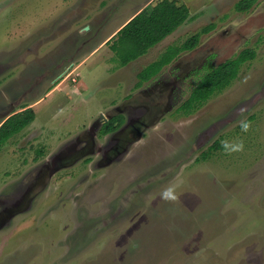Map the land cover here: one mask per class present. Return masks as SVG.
Segmentation results:
<instances>
[{
	"label": "rangeland",
	"instance_id": "1",
	"mask_svg": "<svg viewBox=\"0 0 264 264\" xmlns=\"http://www.w3.org/2000/svg\"><path fill=\"white\" fill-rule=\"evenodd\" d=\"M159 1L0 0V120L36 112L0 149V185L57 170L25 181L39 187L0 226V264H264V0L248 11L240 0H178L193 12L187 24L123 64L104 41ZM198 32L194 49L137 85L150 62ZM246 48L256 56L230 85L180 109L209 68ZM123 106L116 136H100ZM116 140L126 153L103 157ZM240 141L241 152L221 146ZM170 186L175 202L163 198Z\"/></svg>",
	"mask_w": 264,
	"mask_h": 264
},
{
	"label": "trees",
	"instance_id": "2",
	"mask_svg": "<svg viewBox=\"0 0 264 264\" xmlns=\"http://www.w3.org/2000/svg\"><path fill=\"white\" fill-rule=\"evenodd\" d=\"M258 0H240L237 9L250 10ZM190 17V10L178 0H160L157 4H148L131 20H129L107 43L112 42L114 51L122 54L123 64L144 55L148 50L172 34ZM214 25L203 28V32L212 29ZM201 33L191 36L181 46L169 47L168 50L156 61L147 65L139 72L140 81L150 80L158 74L165 65L169 64L181 51L191 50L199 42ZM256 51L252 48L242 50L236 57L230 58L217 66L209 68L198 84L192 89L189 98L180 106L185 113H190L203 105L217 90H222L230 85L238 76L240 66L248 60L255 58ZM36 118L33 107L14 113L0 126V149L16 133L28 126ZM115 121L114 119L111 121ZM114 127L104 128V132L111 131ZM215 144L213 147H216ZM223 146V145H221ZM207 154L205 153L204 156Z\"/></svg>",
	"mask_w": 264,
	"mask_h": 264
},
{
	"label": "flooded vegetation",
	"instance_id": "3",
	"mask_svg": "<svg viewBox=\"0 0 264 264\" xmlns=\"http://www.w3.org/2000/svg\"><path fill=\"white\" fill-rule=\"evenodd\" d=\"M2 69H4V64H3ZM142 106H146V105L145 104H139V105H136L135 108H142ZM28 107H33V106H30V105L25 106L24 108H22V110L13 112L12 114L10 113V115L4 117L2 120H0V123H1L0 126L11 115H13L14 113L23 111L24 109H26ZM116 111H117L116 115L111 117L109 120H105L103 122V124H102V126L100 128V131H99L100 136H105V135H108L110 133L114 135L122 127L123 120H125L124 115L122 114V112L125 111V106L116 109ZM113 119L115 121L111 122ZM105 126H106V128L114 127V129H112L111 131L104 132ZM24 129H22L21 131H23ZM20 132H18V133H20ZM18 133H16V134H18ZM125 134L126 135L124 137H121L120 139H125L127 136H130V135H128V132H126ZM115 136H116V134H115ZM101 138L102 137H100L99 139H101ZM115 138H117V137H115ZM117 141L118 140L113 142V144L111 145V147H112L111 150L108 153H105L103 155V157L107 156L109 158H113L114 159L115 157L121 156V155L126 153V152H124V149H122L121 147H118V146L115 147V143ZM87 150L88 151H94V148L92 146V147L88 148ZM80 153H81V148L79 150V154ZM55 155H56L57 158H60L61 160H63V157H61L59 154H55ZM46 165H47V163H46ZM55 173H57V170H52L51 168H48V166H47V168L46 167H44V168L40 167L38 170H33V172L29 171L28 174L24 175L22 179L18 180L20 182V183H18V185H19L18 189L16 188L17 187L16 184H14L11 189L8 186H4V185L1 186L0 185V223H1L0 226L6 224L5 222H7L8 220H11L17 214H19V213L15 214V210H17V209L14 208V207L17 206L20 202L21 203H25L26 201H32L33 196H31V194L34 192L33 189H36L39 186L36 185V186H34L33 189H31V191H26L27 188H26V185H24L25 181H33L36 184L37 183L38 184L39 183H43L44 181H47V180L49 182L50 179L54 176ZM20 185L23 186V189H21Z\"/></svg>",
	"mask_w": 264,
	"mask_h": 264
},
{
	"label": "clouds",
	"instance_id": "4",
	"mask_svg": "<svg viewBox=\"0 0 264 264\" xmlns=\"http://www.w3.org/2000/svg\"><path fill=\"white\" fill-rule=\"evenodd\" d=\"M241 129L245 132H247L250 129V124L248 122H242L241 123ZM223 147L228 150L229 154L231 152H241L244 150V144L243 141H240L239 143L230 145L227 142H222ZM163 198L170 200V201H177L179 199L178 194L176 193L175 188L169 187L168 189L165 190L163 193Z\"/></svg>",
	"mask_w": 264,
	"mask_h": 264
},
{
	"label": "crops",
	"instance_id": "5",
	"mask_svg": "<svg viewBox=\"0 0 264 264\" xmlns=\"http://www.w3.org/2000/svg\"><path fill=\"white\" fill-rule=\"evenodd\" d=\"M258 1H259V0H258ZM258 1H257V3H258ZM157 3H158V2H156V3L152 2V3H149V4H153V5H155V4H157ZM255 5H256V4H255ZM146 6H147V5H146ZM146 6H145V7H146ZM143 8H144V7H143ZM143 8H142V9H143ZM142 9H140L138 12H136L134 15H132V17H130L128 20H126L122 25H120V27L115 28L114 31H113V33H112V34L108 37V39H106L104 42L107 43L109 40H111V38L114 37V36L117 34V32H118V31H119V30H120V29H121V28H122V27H123L128 21H129V20H131V19H132L137 13H139ZM192 15H193V12H190V17H189V19L186 20V21L182 24L183 26L181 25V26L178 27V28H181V27L183 28V27L187 24V22L190 20V18L192 17ZM176 30H177V29H176ZM176 30H175V31H176ZM175 31H174V32H175ZM174 32H173L172 34L168 35L165 39H163L161 42H159V43L156 44L155 46L151 47V48L148 50V52H149V51L152 52V50L155 49V48L162 47L163 44H164V43H165V42H166L171 36H173L177 31H176L175 33H174ZM112 42H113V40H112ZM174 46H175V45H174ZM174 46L171 45V46H169V47H174ZM169 47H168V48H169ZM168 48H167V50H168ZM148 52H147V53H148ZM147 53H145L144 55H146ZM164 53H165V52H164ZM142 57H143V55H141L140 57H138V59H139V58H142ZM143 58H144V57H143ZM134 60H136V59H134ZM132 61H133V60H132ZM172 61H173V60H172ZM172 61H171V62H172ZM152 62H154V61H152ZM152 62H150V63H152ZM171 62H170V63H171ZM150 63H149V64H150ZM149 64H148V65H149ZM139 87H140V86H139ZM0 124H1V123H0Z\"/></svg>",
	"mask_w": 264,
	"mask_h": 264
}]
</instances>
